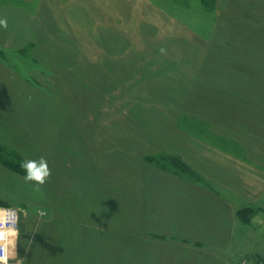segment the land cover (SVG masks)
<instances>
[{
    "label": "rangeland",
    "instance_id": "374dc122",
    "mask_svg": "<svg viewBox=\"0 0 264 264\" xmlns=\"http://www.w3.org/2000/svg\"><path fill=\"white\" fill-rule=\"evenodd\" d=\"M96 1L6 8L0 198L21 209L10 264H263L264 0L159 1L169 15L142 0L135 19L128 0H114L120 19ZM96 60L119 67L103 76ZM40 157L51 175L37 191L7 161ZM155 227L171 239L144 245Z\"/></svg>",
    "mask_w": 264,
    "mask_h": 264
},
{
    "label": "crops",
    "instance_id": "0c3cea01",
    "mask_svg": "<svg viewBox=\"0 0 264 264\" xmlns=\"http://www.w3.org/2000/svg\"><path fill=\"white\" fill-rule=\"evenodd\" d=\"M100 4L101 3H103V4H101L98 8H102V10H105L106 9V12L104 11V13H107V16L109 17V18H112V19H120L121 18V9L118 7V6H116L114 3H115V1L114 0H97ZM96 1V2H97ZM129 1V3H131V5H132V3H133V12L132 13H130L127 17L128 18H130V15L132 14V17H134V19L136 18V17H138V14H140V13H142L143 11H144V8L142 7V5H140V4H143V1L142 0H138V1H132V0H128ZM153 1H157V3L156 2H153ZM159 1H166V0H144V3H150V4H156V5H158V7H160V9H161V11L160 12H162V13H165V14H168L169 15V13L170 12H168L165 8H166V6L165 5H163V4H161V3H158ZM222 2H223V0H221ZM46 2V0H0V19H8V15H7V13H6V8H17V9H19V10H22V13H24V14H30V15H36L37 13H38V11L42 8V5L44 4ZM97 2V3H98ZM173 1L171 0V3H172ZM106 3V4H105ZM167 3V2H166ZM111 4V5H110ZM105 5H107V7H105ZM141 6V7H140ZM147 5H145V7H146ZM24 10V11H23ZM108 10H111V11H108ZM139 10V11H138ZM141 10V11H140ZM109 12V13H108ZM103 13V12H102ZM155 15H157L156 13H153V12H149V13H144V15L143 16H141V17H139V19H144V20H148V21H155V19L156 18H154L153 16H155ZM67 17V19H70V20H72L73 18H72V16H68V15H66ZM173 16V15H172ZM171 16V17H172ZM180 16H176V17H174L173 16V18L174 19H178ZM2 33V32H1ZM3 43V42H2ZM6 43V42H5ZM69 49H71V48H69ZM103 51L102 49H99V51ZM6 51V50H5ZM80 51L82 52V51H84V50H82V49H80ZM100 51V54H99V59H100V57H101V55H102V53L103 52H101ZM85 52V51H84ZM84 54H86V52L84 53ZM113 61H115V60H113ZM100 62H103V61H101V60H96V61H91L90 63H93L92 65H96V68L98 69V66H97V64H99ZM89 62H88V64H90ZM8 63L6 62H4V60L2 59V58H0V68H1V77H0V82H1V85L2 84H7V82H8V77H7V74H8V65H7ZM84 65L83 66H81L80 68H87L86 66L87 65H85V63H83ZM5 66V67H4ZM41 66V65H40ZM101 66V67H100ZM99 66V69H103V68H105L107 65H100ZM42 67V66H41ZM75 67H77V64H75ZM109 67H111V69L114 71V69H116L117 67H119V65H111V66H109ZM4 68H6L5 69V71H3L2 72V70L4 69ZM107 68V67H106ZM4 72H5V75H4ZM65 72V81L67 82V80H69L71 77H74V74H72L71 72H72V70L71 71H67V70H65L64 71ZM55 73L56 72H54L53 70H50V71H48V77H49V79H54V78H56L57 77V75H55ZM81 73V72H80ZM81 79L82 80H85V79H83L86 75H88V73L86 74V73H81ZM71 76V77H70ZM103 76H106V74L103 72ZM102 76V77H103ZM70 77V78H69ZM19 79V78H18ZM51 82V81H50ZM53 82V81H52ZM99 82H101L100 80H99ZM1 98H3V96L1 97ZM187 207H188V205H187ZM185 208V207H184ZM189 209V208H188ZM186 212V210H183L182 209V219H181V222L185 225L186 223L188 224V225H190V223H191V220H192V218L194 219V218H197V216H196V214H193L192 215V213L190 212V213H188V211H187V213H185ZM193 225H195V224H193ZM262 226H263V224H262ZM226 228H230V224H228V226H225ZM155 229H156V231H155V233L157 234H159L158 236H154V235H152V236H149V234H146V236H143L142 237V239H143V244L144 245H150V246H154V244H158V245H164V244H166L167 243V238H169V239H171L170 237H168V236H166L167 238H165V236L164 235H166L165 233H167V232H165V231H162L161 229H160V231H159V229L158 228H156L155 227ZM179 236V235H178ZM179 237H181L180 239H182V241H184L185 242V240L187 241V242H195L196 240H194V239H192V238H186V237H184V236H182V235H180ZM195 237V236H194ZM167 239V240H166ZM229 241H228V244L231 242V238L229 237ZM225 244L227 243V242H224ZM17 253V252H16ZM17 256V255H16ZM218 256V257H217ZM216 258H220V256L219 255H216ZM13 260V259H12ZM10 264V263H9ZM213 264H217L216 263V260H214L213 261Z\"/></svg>",
    "mask_w": 264,
    "mask_h": 264
},
{
    "label": "clouds",
    "instance_id": "9594fccd",
    "mask_svg": "<svg viewBox=\"0 0 264 264\" xmlns=\"http://www.w3.org/2000/svg\"><path fill=\"white\" fill-rule=\"evenodd\" d=\"M0 27L7 29L6 18L0 19ZM20 167L25 172L22 178L23 181L33 184L37 191L47 182L51 175V169L44 157L36 160H25L20 164ZM17 219L15 209L0 208V264H8L10 258L15 259L16 257L18 230L15 225ZM252 222L254 224H264V220L259 215L254 216Z\"/></svg>",
    "mask_w": 264,
    "mask_h": 264
},
{
    "label": "trees",
    "instance_id": "16d2710c",
    "mask_svg": "<svg viewBox=\"0 0 264 264\" xmlns=\"http://www.w3.org/2000/svg\"><path fill=\"white\" fill-rule=\"evenodd\" d=\"M204 3H206L207 5L208 4H214L217 0H202ZM210 8H213V7H210ZM22 18H24V17H22ZM14 21H16V22H14ZM18 21H20V24H18ZM13 23L15 24V25H17L18 27H22L23 25H24V23H25V20L24 19H22V20H20V19H18V18H16V19H14L13 20ZM32 28H33V26H32ZM33 31H35V29H33ZM41 32V31H40ZM43 32V31H42ZM28 34V33H27ZM27 34L25 35V37L27 36ZM44 34V33H43ZM27 41L29 40L30 42H32L33 40H32V38H30V37H26L25 38ZM37 42V41H36ZM132 52H129L128 53V56H127V60H128V62L132 65V67H135V65L136 66H139L141 69H143V62H140L141 63V65H138V62H136V61H134V59H135V56H133L132 54H131ZM134 63V64H133ZM173 67H175L174 65H173ZM100 70H102L106 75H108V73H110V70L111 69H109V68H103V69H100ZM112 71V70H111ZM175 71V70H174ZM55 72H57V70L55 69ZM72 74H73V71L71 72ZM134 78V77H133ZM132 78V79H133ZM115 82H118L117 81V79H115V81H112L111 82V86H112V88H115L116 86L115 85H118V83H115ZM140 82H141V84H144V82H143V79L141 78L140 79ZM117 88V87H116ZM114 90V89H113ZM149 97H150V99H152L153 98V95H150L149 94ZM66 103V102H65ZM127 103L128 102H125V103H123L122 105H120V111H119V113H122V114H124L123 113V110H125L126 108H127ZM68 109H70V108H68ZM20 161L18 160V159H14V160H9V161H7V163L9 164V168L10 169H12V170H16V171H18V172H24V170L23 169H21L20 168V163H19ZM16 163H18V164H16ZM185 164V163H184ZM185 166L188 168V166L185 164ZM92 198V197H91ZM97 199V198H96ZM0 204H3V205H5V206H13V205H11V203H9V202H7V201H3L1 198H0ZM67 220V219H66ZM69 220H71V219H69ZM72 221V223H74V219L73 220H71ZM67 222V221H66ZM72 223H70V222H68V224H71L72 225ZM66 224V223H65ZM68 233H70L69 231H68ZM80 235V232H78V231H72L70 234H68V241H70V243H69V245H70V247H71V249H70V255L72 256V257H74L76 254H77V252H76V254L75 253H73L74 252V248H75V238H77V236H79ZM77 259L76 260H73V263L74 264H80V262H79V257L77 256L76 257Z\"/></svg>",
    "mask_w": 264,
    "mask_h": 264
},
{
    "label": "built area",
    "instance_id": "2783aa9c",
    "mask_svg": "<svg viewBox=\"0 0 264 264\" xmlns=\"http://www.w3.org/2000/svg\"><path fill=\"white\" fill-rule=\"evenodd\" d=\"M0 208H2V209H15L16 210V216L18 217V219L16 220V225L15 226H16V228L18 230V237H19V234H20V226H21V216H20V212L19 211L21 209L19 207H15V206H2V205H0ZM10 261H11V258L9 259V262L8 263H10Z\"/></svg>",
    "mask_w": 264,
    "mask_h": 264
}]
</instances>
